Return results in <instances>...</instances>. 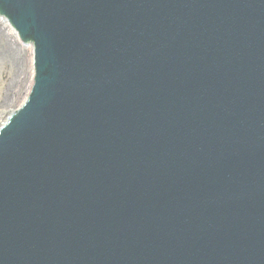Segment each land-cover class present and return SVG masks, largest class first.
I'll list each match as a JSON object with an SVG mask.
<instances>
[{"label": "water", "instance_id": "95a60500", "mask_svg": "<svg viewBox=\"0 0 264 264\" xmlns=\"http://www.w3.org/2000/svg\"><path fill=\"white\" fill-rule=\"evenodd\" d=\"M0 15L35 51L0 132V264H84L81 246L94 264H264V0H0Z\"/></svg>", "mask_w": 264, "mask_h": 264}, {"label": "rangeland", "instance_id": "374dc122", "mask_svg": "<svg viewBox=\"0 0 264 264\" xmlns=\"http://www.w3.org/2000/svg\"><path fill=\"white\" fill-rule=\"evenodd\" d=\"M0 45L10 49L17 62L8 56L0 57V120L6 111L19 105L30 83L29 45H24L0 17ZM8 87L12 88L8 94Z\"/></svg>", "mask_w": 264, "mask_h": 264}, {"label": "bare ground", "instance_id": "6f19581e", "mask_svg": "<svg viewBox=\"0 0 264 264\" xmlns=\"http://www.w3.org/2000/svg\"><path fill=\"white\" fill-rule=\"evenodd\" d=\"M29 57H28V59H29V61H30V68H32V64H31V61H32V59H31V57H32V47L31 46H29ZM8 56L9 58H10V60L11 61H13V62H17V59H16V57L14 56V53L12 54L11 53V50L10 49H5V48H3L1 45H0V57L1 56ZM30 75L32 76V69L30 70ZM12 88H10V87H8V94H9V91L11 90ZM2 121H4V118H3V120Z\"/></svg>", "mask_w": 264, "mask_h": 264}]
</instances>
